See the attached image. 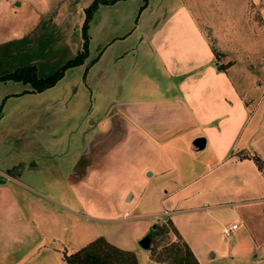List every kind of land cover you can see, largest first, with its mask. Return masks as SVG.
Returning <instances> with one entry per match:
<instances>
[{
    "label": "rangeland",
    "instance_id": "1",
    "mask_svg": "<svg viewBox=\"0 0 264 264\" xmlns=\"http://www.w3.org/2000/svg\"><path fill=\"white\" fill-rule=\"evenodd\" d=\"M23 1L26 2H23V7L28 16L24 22L26 35L0 43V75L22 67L34 66L36 75L44 77L60 68L66 60L79 51V41L82 38L81 27L85 16L84 8L93 0H38L39 7L28 0ZM159 2L161 0H121L113 5H101L94 18L104 20L105 24L100 21L103 23V26H100L102 23L99 24V20L96 25L91 24L93 17L91 18L88 27L89 44L90 33L93 35V40L89 45V55L81 64L67 68L64 72L65 76L51 87L42 91H32V84L29 82L13 79L0 80V179H7V173L18 176L20 182L32 189L29 190L23 186V189L18 188L21 197H25L26 201L28 197L33 196L39 199L38 203L41 199L48 201L42 200L43 205L49 202L51 205L54 204V201L46 197L48 196L63 204L61 206L48 205V209L52 212L56 210L58 218L61 217L63 230L58 225V231H63L59 236L62 239L64 256L72 248V251L77 250L97 236L105 235L113 241L122 237L123 240H127V243H134L139 252L138 258L136 256L137 264H160L157 260L163 261L162 264H172L175 253L171 250V243L176 242L183 247V239L178 234V229H181L192 244L200 247L202 252H206L202 264H262L264 259V206H262L264 198L261 200V197L264 193L260 186L261 180L264 181V172L258 177L251 164L243 163L232 166L229 162L218 163L210 157L209 148L196 153L190 146L191 153L188 152L186 156L183 154L176 156L180 173L175 180L162 183L161 176L154 175L149 178L140 202L131 211L140 217L128 222L92 217L97 214L88 211L76 200L74 190L70 186L69 172L76 157L81 159L70 177L74 182L80 174L79 171L87 165L88 156L98 157L118 140L121 128L117 113L120 100L117 97L120 95V89L128 90L130 85L139 80L141 73L156 77L163 88L168 81L154 60L148 64L147 55H150V52L146 42L142 39L146 29L151 28L157 21L156 18L147 20L145 17ZM217 4L222 7L224 15L229 14V11L231 13L227 3L217 2ZM39 10L44 12L40 18L35 17ZM249 13L252 16V13L256 15L257 12L249 7ZM80 16H82L81 20H79ZM16 22L17 19H14L9 23L15 24ZM111 38H115V41L108 48L111 51L116 49L123 51L120 55L124 57L122 65L117 67V61L111 56L113 54L107 51L99 62L104 69L109 68L112 73L114 71L117 74V76L113 74V77L111 73V77L109 76L111 87L103 83L107 81L105 78H103L104 81L102 78L97 81L99 71L102 70L98 66L91 69L92 78L88 81V85H85L87 74L89 75L91 66L98 59L99 50ZM243 48L245 50H242L241 54L235 53V60L221 51L218 59L221 60V64L225 66L229 74H231V64L239 62L235 65V72L231 74L235 85L252 105H262L263 109L259 108V113L255 118L250 119L247 127L251 128L248 149L253 152V161L258 168L264 170V121L262 119L264 115V49H260L257 45ZM133 69H136L135 72L129 74V71ZM66 90L69 100L67 104L65 102L59 104L58 97ZM106 93L108 97L110 95V98H106L107 103L110 104L107 110L106 107L101 110L99 120L102 121V118H105L107 122L104 125L103 121L95 123L96 120L93 119V125L86 115L92 114L91 116L97 119L96 112L90 109V106L92 104L94 106L96 102L105 103L106 100H102ZM94 128L96 134L93 140H90V137L94 136ZM27 136L28 140L29 138L32 140L28 141ZM56 136L63 137L62 141L52 146V138ZM177 140H181V144L187 146L185 139ZM24 147H29L27 149L29 151H25ZM60 147L64 150H60ZM56 152L58 154L64 152V156H50L55 155ZM116 153L110 155L109 160L107 159L108 168L113 173L108 178L112 191L105 195L98 191H89L93 194L91 197L97 204L106 205V207L110 204L112 212L115 211L116 206L121 205L123 208L125 206L123 201L130 200V193L124 192L126 188L132 186L135 189L138 185V181L133 182L120 174V171L122 172V164L118 162L120 152ZM238 154L243 156L247 154V151H239ZM256 156L260 158L262 167L257 163ZM29 163L36 164L35 166L39 169L36 171L30 169ZM238 169L243 177L239 183L241 188L235 190V184H238L235 178L240 176L237 173ZM222 170L229 173L227 177H220L219 173ZM200 173L204 174L198 177ZM194 178L197 179L191 185H186ZM7 181L17 184L10 178ZM157 183H161L158 192L150 194L148 191L151 186ZM180 185L182 188L179 189L183 192L181 191V194L178 192L176 196L180 201L177 208L182 211L166 213L165 210L170 209L171 205L166 196ZM244 185L253 190L246 189ZM120 190L123 192L121 196H119ZM85 193H87L86 190ZM183 193L190 195L185 201ZM130 203L132 201L126 205ZM195 206L199 208L195 209ZM60 211H62V216H60ZM123 211L124 209L117 216L127 215V213L123 214ZM117 213L118 211L112 214ZM87 214L91 218H88ZM72 217L73 220L79 219L80 223V230L77 229L80 233L74 231V235L66 234L68 231L66 228L72 222ZM145 221H149L147 231L156 224L155 235L150 247L153 259L141 255V251L147 253L148 250L142 248L138 240L134 241L133 238H136L135 233L140 232ZM232 221L237 222L239 227L232 230L229 236H225L223 228ZM173 222L177 223L178 229ZM85 230H89L87 241L75 249L77 244L71 241H74L76 236L78 239L82 237ZM115 242L123 244L119 241ZM71 245L73 247H70ZM26 247L15 253L12 260L26 251Z\"/></svg>",
    "mask_w": 264,
    "mask_h": 264
},
{
    "label": "crops",
    "instance_id": "2",
    "mask_svg": "<svg viewBox=\"0 0 264 264\" xmlns=\"http://www.w3.org/2000/svg\"><path fill=\"white\" fill-rule=\"evenodd\" d=\"M28 1L39 7L38 0ZM119 1L121 0L111 4H116ZM23 2V0H0L1 44L10 41L9 39L22 38L26 35L24 22L28 16L24 12ZM217 2L227 3L231 13L229 11V14L224 15L222 7H219ZM101 5L103 4H99L93 14L91 24L94 23L96 25L100 19L94 17ZM249 7L257 12L256 15L254 13H252V16L250 15ZM42 12L39 10L35 17L40 18L44 14ZM151 18H156L157 21L151 28L148 27L146 29L142 39L146 42L150 52V55H147L149 57L148 64L153 60L156 62V66L168 79L166 85L163 88L156 77L141 73L139 74V80L130 85L127 88L128 90L123 91L120 89V95L117 97L120 100L117 113L121 128L118 140L112 146L107 147V150L98 157L96 155L95 157L94 155L88 156L87 165L82 171H79L80 174L75 182L71 181L72 178L70 177L75 170V166L80 163L81 158L76 157L73 160V165L69 172L70 186L74 190L73 193L76 196V200L88 211H93L97 214L92 217H98L101 220L128 222L138 219L140 215L135 212L131 213V211L140 202V198L145 191V184L149 178L154 175L161 176L162 183L175 180L180 173L176 156L180 154L186 156L189 154L188 152L191 153L190 146L194 148L196 153H200L204 148H209L210 157L218 163L229 162L232 166L243 163L251 164L258 177L264 172L263 169H259L255 164L252 157L253 152L248 149V143L251 140V128L247 127L250 119L252 117L255 118L259 113V108L263 109L262 105H252L235 85L231 74L235 72V65L239 62L231 64V74H229L227 70L221 68V60L215 56L213 51V47H215L217 50L226 53V56H230L235 60V53L241 54L240 52L245 50L243 47L250 48L257 45L260 49H264V0H161L151 10V13L145 17L147 20H151ZM14 19H17V22L10 24V20ZM81 19L82 16H80L79 20ZM100 21L102 20H99V24L102 22L105 24L104 20ZM103 23L100 26H103ZM81 40L83 42V38H80L78 50L82 48ZM92 40L93 35L90 33L89 45H91ZM114 41L115 38L107 40L101 50H99L98 59L91 66L89 75L87 74V79L84 82L85 85H88V81L92 78L91 69L98 66L102 70L99 71L100 75L97 76V81L101 78L104 81L103 78H105L107 81L103 83L111 87L109 76L111 77L112 71L109 68L104 69L99 62L107 51H111L109 48ZM117 51L118 53H116ZM121 52L123 51L118 49L111 51V54H113L111 55L112 58L117 61V67L122 65L121 63L124 61V57L120 55ZM135 70L129 71V74L135 72ZM113 74L117 76L114 71L112 73L114 77ZM64 76L65 73L62 77ZM78 85L80 86V84ZM67 93L68 91L66 90L65 93L58 97L57 101H60L59 104L64 102L67 104L69 100L67 99ZM106 98H110L107 93L102 100H106L105 103L96 102L94 106L93 104L90 106V109L92 108L96 112L97 119L88 113L86 116L89 117V122H93V119H95V123H102L103 121L102 124H106L107 120H104L105 118H102V121L99 120L101 110L105 107L107 110L110 104L107 103L108 99ZM262 119L264 121V115ZM82 129L84 130V128ZM93 132L94 136L92 135L90 140L95 137V128ZM198 135H203L206 138L205 147L202 149H196L192 144L193 138ZM62 138L60 136L52 138L51 145L60 143ZM181 138L187 141V146H183L181 140H177ZM31 140L32 138H29L28 141ZM61 147L60 150H64ZM24 148L26 149L25 151H29L27 150L29 147ZM239 151H247V154L240 156L238 154ZM64 152L63 154L56 152L55 155L52 154L50 156L62 157ZM116 152H120L118 157L119 164H122V172L120 171V174L133 180V182L138 181V185L135 189L132 186L126 188L124 192L130 193V200L123 201L125 206L123 208L121 205L120 207L116 206L115 211L112 212L110 204L108 205L109 207L97 204L91 197L93 194L89 191H98L104 195L112 191L108 178L113 173L108 168L107 159L109 160L110 155ZM29 164L30 169L35 171L39 169L38 166H35L36 164ZM237 173L240 176L235 178L238 183L235 184V190L239 187L241 188L239 183L243 177L239 173V169ZM202 174L204 173H200L198 177ZM228 174V172L223 170L219 173L221 178L227 177ZM8 178L17 184L7 181ZM197 178L192 179L186 185H191ZM7 179H0V264H68L63 254L62 239L59 236L62 235L63 231H58V225L63 230L62 220L60 221L61 217L58 218L56 210L52 212L48 209V205L61 206L63 204L57 199L54 200V198L48 196L46 197L54 201V204L51 205L49 202L43 205V199L38 197L41 199V202L38 203L39 199L37 200L33 196L28 197L26 201L25 197H21V192L18 188L23 186L29 190L32 189L20 182L15 174L8 173ZM160 185L161 183L153 184L148 192L150 194L158 192ZM244 187L252 189L246 185ZM179 188H182V185L176 186L167 194L166 197L169 198L171 205L170 209L165 210L166 213L168 211L170 213L182 211L177 208L180 201H178L176 195L182 191ZM260 189L264 193L263 180H261ZM85 190L87 193H85ZM187 194L183 193L184 201L190 196ZM121 195H123V192L120 190L119 196ZM263 198L264 196L261 197V200ZM131 201L132 203L126 205ZM204 202L207 204L206 201ZM66 207L70 209V207ZM197 208L199 206H195V209ZM122 209H124L123 214L127 213V215L117 216L119 212H122ZM117 211L116 215L112 214ZM74 212L77 213L76 211ZM60 214L62 216V211H60ZM64 216L66 217L67 215ZM87 216L91 218L90 215L87 214ZM79 224V219L75 218L73 220L72 217V222L66 228L68 229L66 234L71 233L74 235V231L75 233H80L77 231V229L80 230ZM173 224L178 229L177 223L173 222ZM148 225L149 221H145V227L143 226L140 232L135 233L137 236L136 238L133 237L134 241L139 240L140 236L146 233ZM87 231H83V236L81 235L82 237L79 239L76 236L74 241H71L73 244H77L74 247L75 249L87 241L88 238L86 237L89 234ZM178 232L179 236L189 245L196 258L202 264V260L206 257V252H202L200 247L195 246L194 243L192 244L184 231L178 229ZM103 236L119 247L133 250L138 258L139 252H137V247L134 243L129 244L127 240H123L121 237L115 241L123 244H117L109 237ZM24 247H26V251L12 260L14 254ZM70 247L73 246L71 245ZM147 250V253L141 251V255H146L153 259L150 249ZM157 262L163 263L161 260H157Z\"/></svg>",
    "mask_w": 264,
    "mask_h": 264
},
{
    "label": "trees",
    "instance_id": "3",
    "mask_svg": "<svg viewBox=\"0 0 264 264\" xmlns=\"http://www.w3.org/2000/svg\"><path fill=\"white\" fill-rule=\"evenodd\" d=\"M116 1L118 0H93L84 8L85 16L81 27L82 48L66 60L60 68L44 77H38L35 73V67L27 66L0 75V80L13 79L29 82L32 84V91H42L53 86L64 75L67 68L81 64L89 55L88 27L99 4H111ZM213 51L218 58L220 51L215 47H213ZM220 66L225 70L224 65L220 64ZM255 158L259 166L262 167L260 158L257 156ZM182 245L183 247L176 242L171 243V250L175 253L172 264H201L185 241L182 242ZM65 260L68 264H137L136 254L133 250L119 247L108 241L103 235L97 236L77 250L66 254Z\"/></svg>",
    "mask_w": 264,
    "mask_h": 264
},
{
    "label": "water",
    "instance_id": "4",
    "mask_svg": "<svg viewBox=\"0 0 264 264\" xmlns=\"http://www.w3.org/2000/svg\"><path fill=\"white\" fill-rule=\"evenodd\" d=\"M192 144L195 146L196 149H202L205 147L206 144V138L203 135H198L193 138ZM155 224L153 225V228H151L149 231H147L143 236H141L138 240V243L141 247L144 249H150L152 239L155 235Z\"/></svg>",
    "mask_w": 264,
    "mask_h": 264
},
{
    "label": "built area",
    "instance_id": "5",
    "mask_svg": "<svg viewBox=\"0 0 264 264\" xmlns=\"http://www.w3.org/2000/svg\"><path fill=\"white\" fill-rule=\"evenodd\" d=\"M237 227H238V224L236 222H233L229 224L228 226L224 227L223 232L225 236H229L232 230L236 229Z\"/></svg>",
    "mask_w": 264,
    "mask_h": 264
},
{
    "label": "flooded vegetation",
    "instance_id": "6",
    "mask_svg": "<svg viewBox=\"0 0 264 264\" xmlns=\"http://www.w3.org/2000/svg\"><path fill=\"white\" fill-rule=\"evenodd\" d=\"M7 174H8V173H7ZM7 174H6V175H7ZM7 176H8V175H7Z\"/></svg>",
    "mask_w": 264,
    "mask_h": 264
}]
</instances>
